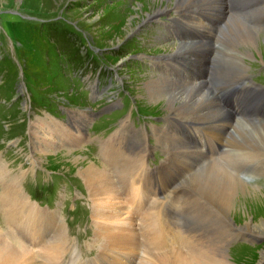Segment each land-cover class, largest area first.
<instances>
[{"label": "rangeland", "instance_id": "1", "mask_svg": "<svg viewBox=\"0 0 264 264\" xmlns=\"http://www.w3.org/2000/svg\"><path fill=\"white\" fill-rule=\"evenodd\" d=\"M197 2L199 4L200 0ZM163 4L165 3L159 0H0V160L8 165V172L11 175L21 174L20 182L25 179L22 184L23 190V185L28 188V192H31L29 189L32 185L38 186L42 181L44 183L51 181L49 186L45 185L40 189L36 187L35 195L39 198H33L37 201L48 197V193L42 192V189H49L53 193L51 198L54 202L57 194L58 196L60 194L58 203L79 191L84 200L83 205L87 206L88 200L92 211L88 191L82 180L77 178L78 167L75 168L72 165V153L74 156L83 157L79 160L80 162L89 158L97 166L102 168L103 165L85 151L83 142L77 147L60 145L58 148H50L48 150L50 153L38 154L32 150L35 137L30 136L31 125L35 122L50 120L53 123L63 122L76 130L73 120L80 119L85 133L90 123H95L101 130L109 129L113 121L121 116L119 112L114 117L116 112L113 111L122 109L120 100L126 98L127 94L129 95L127 100L135 104L143 114L140 118L149 114L159 117L155 121H141L140 125L148 139L141 138L135 151L145 149L143 143L147 142L150 144H148L149 147L157 149L162 157L168 158L169 164L163 172L165 178L171 177L170 171L174 178L181 177L183 173L197 167L207 159L204 153L205 156L195 159L191 168L181 166L177 168L170 162L171 140L178 139L177 136L180 135L174 132L173 127L188 124L184 120L177 119L183 115L176 116L173 112L168 113L163 101H150L140 87L141 83L148 78H161L174 89L185 88L187 86L182 81L192 72L193 66L199 70L198 73L193 74L194 77L205 81L201 75L204 58L196 62L194 56H189L188 61H183L181 66H179L180 63L174 64L182 57V53L177 54L174 46L180 45L181 42L186 43L188 40L197 41L198 54H203L204 57L213 45L218 48L216 55L222 54L228 48L240 46L232 58V63L237 70L247 67L250 60L260 59L259 61L262 62L264 61V28L258 29L254 25L246 24L238 15L227 12L222 5L223 0H216L212 4V13L197 14V20L204 22L202 19L208 18L209 23L211 22L209 24L211 30L206 34L201 28L190 24L182 17L178 11L181 7H177V4H169L165 13L153 15L152 20H149L147 14L157 7L165 8ZM187 9L186 16L190 19L191 9ZM201 14H206L207 17ZM184 32L186 34L190 32V34L186 35ZM171 55L178 59H170ZM98 68L101 69L97 72ZM111 68L116 70L117 75L121 77L120 80H115ZM189 80L195 81L193 77ZM86 82H90L91 88L98 86L93 91L98 93L97 95L89 92L85 86ZM205 85L208 86L206 82ZM101 87H104L103 90ZM208 88L211 89L209 86ZM223 110L226 109L223 107ZM226 111L229 113L227 122L220 121L219 124H224L222 132L227 134L233 130L229 128V125L234 127L233 121L237 118L228 110ZM96 113L100 115L97 116ZM109 115L114 118L111 119ZM167 115H175L174 117L177 118L170 120ZM124 122L125 117L117 120L119 126ZM194 122L191 123L194 124ZM261 122L257 123L264 124V121L261 120ZM53 126L54 124L50 128ZM161 128L165 129L160 131ZM188 131L192 139L188 136L180 135V137L187 144L189 142L196 146L195 140L201 135H195L190 128ZM109 135L111 134L99 139L98 146L99 142ZM159 135L164 137L163 147L157 144ZM228 137L229 149L235 147L240 150L241 147H253L247 143L231 142L230 135ZM167 143L168 146H165ZM216 146H214V152L217 149ZM190 150L195 151L196 148L191 146ZM258 150L259 154H264V148H258ZM117 154H123L121 161L128 162L134 152L132 148L122 150L118 147ZM33 160L36 161L30 163ZM216 164L221 175L229 180L235 189H238L234 199L237 205H234L232 209L234 214L232 218H236H231V221L240 228L246 222L254 224L255 228L264 225L262 184L247 182L229 171L218 158L207 166L199 168L197 172ZM193 175L185 178L182 185ZM32 176L36 178L38 184H31L28 181ZM69 181L74 185L70 186ZM185 184L188 185L187 182ZM204 197L208 200L206 196ZM209 201L212 203L211 200ZM212 204L225 214L215 202ZM79 209L80 206L76 202V211ZM1 211L3 224L0 227L6 229L8 224L3 208ZM171 211L173 214L176 213L174 207ZM248 233L252 234V232ZM252 235L242 236L241 239L248 243L243 252L235 256L225 252L229 261L231 260L230 264H262L264 233ZM196 251L198 253L184 254L180 260L182 261L184 257L198 260L201 254L199 250ZM217 251L220 252V250ZM78 259L84 260L87 257L84 258L79 254Z\"/></svg>", "mask_w": 264, "mask_h": 264}, {"label": "bare ground", "instance_id": "2", "mask_svg": "<svg viewBox=\"0 0 264 264\" xmlns=\"http://www.w3.org/2000/svg\"><path fill=\"white\" fill-rule=\"evenodd\" d=\"M159 1L165 3L163 5L164 7H166H157L156 9L152 10V12H150L151 14L148 13L147 18H150L149 20H152L153 15L165 13L167 11V8L169 7V4H177V7H181L178 9V11L180 12V14H182V17L190 22V24H194L195 26H197V28H201L205 34L207 31L211 30V28L209 27V24L211 22L209 23L208 18L202 19L204 22H201L200 20H197V14H200L201 12H207L208 14L212 13V4H214L216 0H200L199 4L197 0ZM187 8L191 9L190 15L192 16H190V19L186 16L188 15L185 11L188 10ZM201 15L207 17L206 14ZM228 20L229 19H227V21ZM184 34L186 33L184 32ZM189 34L190 32L186 35ZM195 41L196 40H188L186 43L181 42L180 45L174 46V48L177 49V54L182 53V57L180 59H178V57L176 56L171 55L170 59H178V61L174 63L175 65L180 63L179 66H181V63L183 61H188L189 56H194L196 58V62L204 58L203 54H198V47H196L197 41ZM248 45H250V43H248ZM183 53H185L184 56ZM194 67L195 66H193L192 69L193 73L191 72L189 76H187L186 79L182 81L184 82L183 84L187 86L185 88H178L176 85H174L177 87L174 89L161 78H148L141 83L140 87L143 88L145 95L150 101H163V103L166 105V108L168 109V113L173 112L176 114V116L183 115V117L178 118L174 117L175 115H167L170 120H174L175 118H177L178 120L181 119L184 120V122L188 125H190L191 122L197 121L199 124H203L205 128L210 131L213 138L221 141L223 135L226 133L222 132L224 124H219V122H227L229 113L226 111L227 109L223 110V107L218 104L212 88L210 87L211 89H209L208 86L205 85V81H203L202 79H196V77H194L193 74L199 71ZM190 77H193L195 81H190ZM258 121L262 123L261 120L244 122L240 118L235 119V121H233V130L231 129V132H227V135H230L231 142L237 141L238 143H247V145L249 146L264 148V124H258ZM73 123L77 127L76 130L71 129L69 125L63 124V122L53 123L50 120H46L40 123H33L30 128V136L35 137L32 142V150L38 152V154H41L42 152L50 153L48 151L50 148H58L60 147V145H67L70 148L80 146L87 137L85 131L83 130L84 125L80 119L73 120ZM53 124L54 126L50 128ZM194 124L196 123L194 122ZM164 129L161 128L160 131H163ZM177 137L178 139L173 138L170 143L171 157L169 153L170 162L173 163L177 168L180 166L191 168V165H194L196 158L199 159L198 157L201 158L205 156V154L206 158L211 156L210 154L202 151V146H198L196 144V147L195 145H191L188 142L189 145L196 148L195 151L190 150L191 146H189L180 137V135H178ZM201 139L202 136L197 138L198 141H200ZM113 143L114 139L111 134L106 139L99 142V148L102 152H104L106 146H110ZM143 144H145V149H139L137 151V153H139V155L141 156L145 151H148V148H150L147 142ZM157 144L163 147L164 137L159 135L157 137ZM165 146H168V143L165 144ZM70 150L71 149H69V151ZM115 150L117 153L118 147H116ZM36 157L38 158V156ZM72 157L73 167H78L77 178L82 180L90 196L92 217L94 219V225L97 228L96 235L98 237L103 236L102 248L97 254L99 264H178L179 262L180 264L231 263V260L229 261V258L225 254L224 249L219 248L203 249V252L200 251L201 256L198 260H194L191 257H184L182 258V261L180 260L184 254L198 253L194 249H191V252L182 249H174L172 250L170 255H162L161 257H154L143 253L140 257H137L136 260H134L135 251H137L141 247L144 239L143 225L140 224L136 229L133 221L137 218L138 211H127V209L132 208L131 204L134 203V198L125 197L127 196V194H122L117 190L118 186L114 184L111 177L112 171L108 167L103 166L101 168L93 163L89 158L85 160L83 159L84 161L80 162L79 160L83 157L74 156L73 153ZM38 159L40 160V158ZM35 161L36 160H33L30 163H34ZM131 161H133L134 164L141 168L142 159L137 158L134 154L129 159V161L126 162V164H124V166L120 169V172L126 171L128 169L127 163ZM217 164L213 166L209 165L210 167L208 166L206 169L194 173V175L191 176L190 179L184 181V184L185 182H187L189 186H193L198 192L201 193V195L206 196L208 200H211L212 203L215 202L219 207L223 209L226 216L228 218L230 217L229 219L231 220L232 216L234 215L232 213L233 206L237 205V202L234 199L236 198V192L238 191V189H235V186H233L229 180H226L221 175V173L218 171ZM32 166H34V164H32ZM165 168L166 167H164L160 174V181L163 185L169 184L172 180V177H174L172 171L169 170L171 173L170 176L172 177L165 178L166 176H163ZM140 171H142V168ZM215 172H217V174ZM20 178V173L16 174L15 176L11 175L10 172H8V165L0 160V206L1 208H3L5 220L8 224V227L6 229H2L0 227V264H35L36 257L42 262V264H63L64 258L59 251L61 248V239L59 238L61 236L59 234H54L53 231H49L47 223H45L44 228L38 232V220L35 212L31 211V214H28V211L32 210V208L34 207L33 202L22 190L20 185ZM155 195L156 194H153V191H151V187H143L141 198H148ZM175 202L176 198L173 199L170 204L171 209L174 207L176 210L175 212H179L180 207L174 205ZM11 216L17 219L20 218V221L25 226V232L27 235V237H25V241L29 242L30 240H32V242L36 243L34 247L30 248L26 244L18 241L12 235L9 228V221L11 220ZM235 218L236 217L232 219ZM253 225L254 224L252 223L246 222L244 226L239 228L245 230L246 233L244 235L247 236H253V233L258 235L264 233V225H260L259 227L256 226V224V228ZM248 232H252V234ZM40 233L49 237V240L44 245H39L41 240L39 239ZM154 240V233H151L149 237V243H153ZM150 250L151 246L146 248V252L150 253ZM217 250H220V252Z\"/></svg>", "mask_w": 264, "mask_h": 264}]
</instances>
